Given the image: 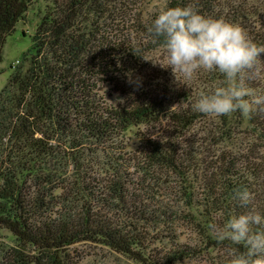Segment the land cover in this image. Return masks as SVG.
<instances>
[{"label": "trees", "instance_id": "16d2710c", "mask_svg": "<svg viewBox=\"0 0 264 264\" xmlns=\"http://www.w3.org/2000/svg\"><path fill=\"white\" fill-rule=\"evenodd\" d=\"M45 2L0 92V264H79L80 244L137 264H228L239 246L208 225L247 211L232 198L240 187L264 212V104L248 117L194 111L222 83L216 72L178 87L130 82L161 48L147 33L160 10L192 4L264 45V0H166L147 19L141 0ZM30 6L0 0V62ZM254 73L243 74L252 99L264 95V54Z\"/></svg>", "mask_w": 264, "mask_h": 264}, {"label": "clouds", "instance_id": "9594fccd", "mask_svg": "<svg viewBox=\"0 0 264 264\" xmlns=\"http://www.w3.org/2000/svg\"><path fill=\"white\" fill-rule=\"evenodd\" d=\"M147 33L166 52L168 67L176 81L188 82L200 71L219 73L222 83L203 93L193 110L210 115L239 112L248 117L264 95L252 99L243 74L253 71L264 45L250 39L239 24L201 14L192 4L160 10ZM179 77V80H178ZM233 200L247 211L229 216L222 224L210 223L208 230L218 242L239 246L229 252L228 264H264V212L252 207V193L234 190Z\"/></svg>", "mask_w": 264, "mask_h": 264}, {"label": "rangeland", "instance_id": "374dc122", "mask_svg": "<svg viewBox=\"0 0 264 264\" xmlns=\"http://www.w3.org/2000/svg\"><path fill=\"white\" fill-rule=\"evenodd\" d=\"M30 1L31 6L28 12L24 19L17 24L15 32L7 38V42L3 49V60L0 62V92L8 82L12 73L11 66H16L18 60L21 59L22 54L31 47V37L35 34L37 26L46 9L45 0ZM141 1L142 9L145 11V19H147L146 16L159 11L164 6L166 0ZM126 22L128 23V26L131 25V21ZM145 60L147 62V71H145V73L148 76L144 75L145 79L139 78V80L131 81L130 83H138L139 85H160V87H164V85H176V87H178L191 85V81L196 80V78L201 75V72H198L191 81L186 83L176 81L171 67H168L166 52L163 48H159L158 50L149 53ZM99 85L103 88L101 93L105 94L106 101L112 104L121 101L120 93L115 92V89H113L112 86H108L115 85V83L103 84L100 82ZM127 85H129L128 82ZM150 130L155 131V127H151ZM74 250L79 258V264H137L105 247L92 244H80L77 245ZM191 264L202 263L200 261H195Z\"/></svg>", "mask_w": 264, "mask_h": 264}]
</instances>
